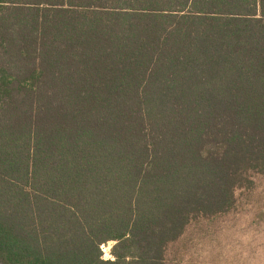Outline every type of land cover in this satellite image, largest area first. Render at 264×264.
Segmentation results:
<instances>
[{"label": "trees", "instance_id": "trees-1", "mask_svg": "<svg viewBox=\"0 0 264 264\" xmlns=\"http://www.w3.org/2000/svg\"><path fill=\"white\" fill-rule=\"evenodd\" d=\"M257 177L264 0H0V264H168Z\"/></svg>", "mask_w": 264, "mask_h": 264}, {"label": "rangeland", "instance_id": "rangeland-1", "mask_svg": "<svg viewBox=\"0 0 264 264\" xmlns=\"http://www.w3.org/2000/svg\"><path fill=\"white\" fill-rule=\"evenodd\" d=\"M237 207L213 219L192 222L166 252L168 264H264V177L238 196ZM112 242L103 245L111 257Z\"/></svg>", "mask_w": 264, "mask_h": 264}, {"label": "built area", "instance_id": "built-area-1", "mask_svg": "<svg viewBox=\"0 0 264 264\" xmlns=\"http://www.w3.org/2000/svg\"><path fill=\"white\" fill-rule=\"evenodd\" d=\"M103 248V247H102Z\"/></svg>", "mask_w": 264, "mask_h": 264}]
</instances>
